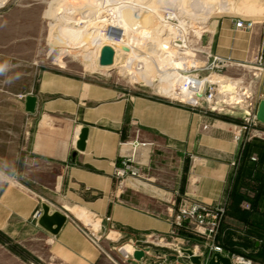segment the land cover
<instances>
[{"label": "crops", "instance_id": "obj_1", "mask_svg": "<svg viewBox=\"0 0 264 264\" xmlns=\"http://www.w3.org/2000/svg\"><path fill=\"white\" fill-rule=\"evenodd\" d=\"M237 20L220 23L212 50L230 61L224 78L236 82L237 92L221 96L223 111L207 116L43 75L38 92L27 94L38 97V108L28 115L34 124L23 128L16 169L0 171V235L28 251L33 243L32 254L42 260L44 250L50 263L99 264L100 252L77 225L83 216L138 242L170 234L178 207L192 201L226 207L216 241L222 257L264 264V125L247 121L264 99V70L257 69L260 55L264 62V17L242 19L255 23L251 31L237 29ZM85 128L86 148L78 151ZM132 155L144 177L128 178L120 190L115 167ZM43 205L68 216L57 235L39 225L42 216L34 219ZM181 237L190 238L187 231Z\"/></svg>", "mask_w": 264, "mask_h": 264}, {"label": "rangeland", "instance_id": "obj_2", "mask_svg": "<svg viewBox=\"0 0 264 264\" xmlns=\"http://www.w3.org/2000/svg\"><path fill=\"white\" fill-rule=\"evenodd\" d=\"M0 1H3L0 2V171L3 169L6 171L16 169L18 145L24 142L23 128L34 124L32 118H29L28 114L24 112L25 97L27 94L38 92L43 75L51 73L83 82L100 84L115 88L121 94L166 102L171 106L207 116L212 113L207 104H203L201 109H194L173 102L171 100L172 95H164L157 90V77H154L151 85H145L141 80H131L132 76L128 71L121 70L120 66L126 65L130 56L135 57V55H138L141 58H147V53L153 51L152 47L169 54H177L176 52L181 51L182 53H179L176 57L186 59L192 57L194 50L212 52L213 39L223 20L250 19L258 21L264 17V0H182L183 5L188 10H191L192 7L190 6L193 3H201V6L206 9L204 10L205 13L204 11L203 13L200 10L198 11L202 18L211 12L207 18V23H199V20L198 23L191 24L196 28H205L200 31V34L191 30L188 37L185 38L183 32H173L164 42L162 40L168 37L169 31L162 32L163 24L157 17L151 16L149 27L154 30L158 28L157 32H162L158 34L161 39L142 38L139 42L147 45L142 47V50H140L141 47L136 48V50L130 49V51H126L128 49L123 50V48L119 50L116 47L115 64L109 71L104 69L90 71L83 63L71 56L62 58L60 48L51 45L50 35L54 20L47 14L56 0ZM179 2L180 0L144 1L147 5L153 3V6L159 9L164 18L169 15L165 13L166 11L175 12L172 5ZM221 5L226 8L224 12H219ZM127 12L130 15V12ZM131 18L132 16L129 19ZM168 21L175 25L178 24L177 21ZM161 45H165V47H160ZM147 48L150 49L147 50ZM161 53L159 51L158 55ZM157 56L153 57V62L151 61L155 70L163 66V62ZM136 60L142 59L137 58ZM219 79L222 81L220 90L223 89L224 93L226 92L224 74ZM236 92V89H234L230 93L235 94ZM1 189L2 183H0ZM79 214L81 212H78L77 215L79 216ZM34 219L38 220L35 215ZM81 221H76L78 227L101 254L99 264H136L141 261L135 260L133 255L138 248L143 247L144 250L149 249V256L142 260L147 259V264H192L189 257L182 250H191L199 256L206 250L209 240L207 237H196L193 231H188L187 233L190 236L188 239H182L181 232L179 235H171L170 233L163 236L145 237L138 240V242H132L128 237L120 236L114 230L111 232L104 229L101 221L91 216L87 220L81 219ZM94 224H97V227L93 226ZM219 234L220 232L216 239ZM158 237L166 238V242H159ZM199 241L203 245L201 249L198 247ZM28 247L30 251L16 243L14 239L0 235V264H59L50 263L44 250L40 251L42 260L32 254L31 249L32 251L35 250L33 243L28 244ZM126 247L131 248L129 253L125 250ZM204 254L205 259H208V253ZM205 263L206 260L203 264Z\"/></svg>", "mask_w": 264, "mask_h": 264}, {"label": "bare ground", "instance_id": "obj_3", "mask_svg": "<svg viewBox=\"0 0 264 264\" xmlns=\"http://www.w3.org/2000/svg\"><path fill=\"white\" fill-rule=\"evenodd\" d=\"M144 1L56 0L47 14L54 20L50 35L51 45L60 48L62 58L71 56L83 63L90 71L98 69L109 71L111 67H101L99 63L101 51L104 47H111L115 54H117L116 47L119 50L120 48L121 50L122 48L123 50L128 49L126 51H130V49L136 50V48L141 47L140 50H142V47L147 46L139 42L142 38L161 39V36L158 35L160 32H157L158 28L154 30L149 27L151 16L157 17L163 24L162 32L165 30L169 31L168 37L162 40L165 42L173 32H183L185 38L188 37L191 30L200 34V31L205 28H196L191 24L198 23L199 20V23H207V18L211 13L206 14V16L204 15L202 18L198 11L200 10L203 13L206 9L201 6V3H193L190 6L192 7L191 10H188L183 5L182 0H180L178 4L172 5L175 12L164 11L169 14L167 18H164L160 14L159 9L153 6V3L152 5H147ZM219 9V12H224L226 8L221 5ZM127 11L130 12V15H128ZM131 16L132 18L129 19ZM168 20L177 21L178 24L169 23ZM160 47H165V45H161ZM152 49L153 51L147 53V58H141L138 55H135V57L130 56L127 64L120 66V68L121 70L128 71L130 76H132L131 80H141L145 85H151L154 77H157L158 83H160H157V90L164 95L170 96L173 94L174 87L183 81L179 77V68L188 69L193 64L186 61L185 58L176 57L179 53H182L181 51L176 52L177 54H169L161 49L153 47ZM159 51L162 52L160 55H158ZM154 56L159 57L163 62V66L156 68V70L152 63ZM137 58L142 60L135 61ZM234 84L229 82V80L225 81L226 92H224V95L235 89ZM221 91L223 93V89ZM88 218L89 216H83L82 220L85 221ZM96 225L94 224L93 226ZM125 250L129 253L131 248L126 247Z\"/></svg>", "mask_w": 264, "mask_h": 264}, {"label": "built area", "instance_id": "obj_4", "mask_svg": "<svg viewBox=\"0 0 264 264\" xmlns=\"http://www.w3.org/2000/svg\"><path fill=\"white\" fill-rule=\"evenodd\" d=\"M235 25L239 30L251 31L255 23L240 19L236 21ZM186 61L191 62L193 65L188 69H177L179 77L183 81L174 87L171 100L194 109H201L203 108V104H207L212 112L223 111L222 105L226 103H221L219 100L221 96H225L220 90L222 81L219 77L231 65L230 61L214 55L211 51L203 52L199 50H194L192 57L186 59ZM257 69L264 70V62L261 55L257 59ZM248 116L247 121L249 123L258 124L256 114H249ZM252 161L257 162V159L253 158ZM113 176L120 190L124 189L128 178L142 179L144 177L141 167L136 165L134 155L121 159L115 167ZM226 215L227 209L224 206L184 201L180 204L174 215L171 235H179L183 231H193L196 237H207L209 240L205 253H208V259H205L204 253L199 255L202 257L203 263L206 260L205 264H207L214 254L223 255L224 253L223 248L217 244L216 237L221 230ZM41 216V212L35 214V218L37 219ZM158 239L159 242H166V238L164 237H158ZM144 251L145 255L149 254V249ZM194 254L196 255V253ZM230 260L231 264H252L250 261L236 255L231 256Z\"/></svg>", "mask_w": 264, "mask_h": 264}, {"label": "water", "instance_id": "obj_5", "mask_svg": "<svg viewBox=\"0 0 264 264\" xmlns=\"http://www.w3.org/2000/svg\"><path fill=\"white\" fill-rule=\"evenodd\" d=\"M115 52L111 47H104L101 51L100 66L111 67L114 65ZM38 108V97L34 95H27L25 99V112L28 115H35ZM256 120L258 123L264 125V99L260 101L256 112ZM88 129L82 130L79 142L77 143L78 151H85L86 142L88 138ZM43 215L39 220V225L53 235H57L68 221V216L61 212L51 213V208L48 205H43ZM192 264H203V259L200 256L195 255L191 250H183ZM134 258L137 261H142L145 258V251H136ZM207 264H231V260L222 257L219 254H215L208 261Z\"/></svg>", "mask_w": 264, "mask_h": 264}]
</instances>
